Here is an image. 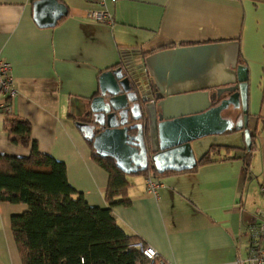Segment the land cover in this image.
I'll return each mask as SVG.
<instances>
[{"label": "crops", "instance_id": "crops-1", "mask_svg": "<svg viewBox=\"0 0 264 264\" xmlns=\"http://www.w3.org/2000/svg\"><path fill=\"white\" fill-rule=\"evenodd\" d=\"M59 2L66 16L55 27L41 29L32 20V0H0V58L10 64L17 91L8 102L0 96V104L30 123L39 151L65 165L68 183L90 206H104L107 174L93 163L76 122L68 118L69 98L86 102L98 93L100 73L120 64L132 49L148 53L239 39L254 145L247 169L237 158L154 177L163 183L157 196L146 193V176L128 174L136 175L127 180L130 204L111 212L126 234L155 250L165 264H232L245 256L248 232L257 213H264V0H119L108 4L111 25L88 18L97 9L95 0ZM0 155H29L9 140L2 117ZM19 205L0 204V216L6 213L10 222L25 211ZM0 264L14 263L0 255Z\"/></svg>", "mask_w": 264, "mask_h": 264}, {"label": "water", "instance_id": "water-1", "mask_svg": "<svg viewBox=\"0 0 264 264\" xmlns=\"http://www.w3.org/2000/svg\"><path fill=\"white\" fill-rule=\"evenodd\" d=\"M66 14L59 0L32 2V20L41 29L55 27ZM238 48L233 40L168 47L149 55L132 49L117 68L100 73L99 95L90 99V109L83 98L71 96L69 114L77 119L88 111L106 113L105 127L97 133L80 120L75 125L83 138L91 140L96 155L113 159L126 175L143 172L148 159L159 174L180 173L195 168L212 149L248 151L247 69L238 63ZM139 84L143 88L139 95L146 96L142 107L146 135L140 124L127 126L121 121L123 126L117 127L115 115L109 113V108L123 110L128 98L134 103L131 113L137 110L139 115L133 119H140L138 101L127 95L130 85L139 91ZM105 94L110 96L107 108L102 106ZM240 103L241 121L221 115L229 106L238 109Z\"/></svg>", "mask_w": 264, "mask_h": 264}, {"label": "trees", "instance_id": "trees-1", "mask_svg": "<svg viewBox=\"0 0 264 264\" xmlns=\"http://www.w3.org/2000/svg\"><path fill=\"white\" fill-rule=\"evenodd\" d=\"M63 19L62 17L57 24ZM235 40L239 42L238 38ZM238 62L246 66L240 56H238ZM117 66L119 64L109 70ZM89 101L90 99L86 100L87 103ZM141 116L145 118L143 108L140 112ZM0 117L3 121V130L9 140L29 150L27 157L0 155V204H23L26 207L22 214L12 215L9 222L20 263L146 264L148 260L134 247L135 244L141 243L140 239L126 234L111 212L115 206L127 207L130 204L127 194L130 184L126 174L117 168L114 160L96 155L91 140L84 138L93 163L107 174L103 195L104 206H90L68 183L65 165L39 151L36 142L31 139V126L26 119L1 108ZM68 118L74 123L77 121L71 115H68ZM144 127L142 120V128L146 135ZM129 132L133 134L135 130ZM253 150L251 134V146L248 151L240 153V157L230 155L233 150L212 149L195 168L181 173L195 171L198 166L208 163L237 158L243 161L247 169ZM220 151H224V154L211 158L213 154H219ZM233 152L237 153V151ZM173 174L177 172L157 173L152 163L147 164L143 172L137 173V175L152 177ZM141 244L144 246L143 243Z\"/></svg>", "mask_w": 264, "mask_h": 264}, {"label": "built area", "instance_id": "built-area-1", "mask_svg": "<svg viewBox=\"0 0 264 264\" xmlns=\"http://www.w3.org/2000/svg\"><path fill=\"white\" fill-rule=\"evenodd\" d=\"M119 0H95L97 9L88 12V18L94 22L111 25L113 15L108 10V4H115ZM17 91L14 87V79L11 74V66L0 58V96L6 102L14 99ZM0 108L7 111L8 106L0 104ZM145 191L149 195L157 196V190L163 187V183L151 176L144 179ZM264 191V188H262ZM257 222L249 230V241L245 256L238 255L232 264H264V213H257ZM148 260L146 264H165L157 252L152 248L144 247L141 243L134 245ZM82 262V260H81Z\"/></svg>", "mask_w": 264, "mask_h": 264}, {"label": "flooded vegetation", "instance_id": "flooded-vegetation-1", "mask_svg": "<svg viewBox=\"0 0 264 264\" xmlns=\"http://www.w3.org/2000/svg\"><path fill=\"white\" fill-rule=\"evenodd\" d=\"M163 49H166V48H163ZM162 49H156L154 51H151V52H148L146 53L145 55H149V54H152V53H155L157 51H161ZM140 86V90L138 91L136 88H134L132 85H130V90L127 91V95H129L130 98H136V101H138L139 105H140V110L142 109L143 105H144V102L143 100L145 101L146 99V96L145 95H139V93L143 90L141 84H139ZM125 87L127 89H129V85L125 84ZM120 94H123V92H120ZM99 93H96L94 94L90 99L98 96ZM104 98V103H103V107L104 108H107V102H108V99L110 98V96H108L107 94H105L103 96ZM141 99H142V102H141ZM246 102H247V94H246ZM134 103L131 102L130 100H128L127 98V102H126V105L124 107L123 110H117V111H113L111 108H109V113H113L115 115V118H116V125L117 127H122L123 125L120 124V122H125L127 126H130V125H133V124H140L142 125V120H143V124L146 125V122H147V119H146V116L145 118H143L142 116L140 117V119L138 120H134L133 117L136 116V117H139L138 115V112L137 110H135L134 112L131 113V107ZM89 108V105H90V102H88V104H86ZM119 105V103H118ZM247 108V106H246ZM90 109V108H89ZM145 114V113H144ZM221 115L224 117V118H232L235 120L238 121V120H242V107H241V103H240V106L238 109L236 110H233L231 106H229L228 109L224 110L221 112ZM102 116L104 118H102ZM105 116H106V113H102V112H99V113H93V112H87L85 113L82 117H77V120H80L84 123H86V125H88L89 127L92 128V131L94 133H96V131L100 130L101 128H104L105 127V123H106V119H105ZM135 134V132L133 133ZM145 137V135H144ZM147 137L144 138V140H146ZM145 142V141H144ZM148 157H150V154H149V151H148ZM150 163V160L148 159V164Z\"/></svg>", "mask_w": 264, "mask_h": 264}, {"label": "rangeland", "instance_id": "rangeland-1", "mask_svg": "<svg viewBox=\"0 0 264 264\" xmlns=\"http://www.w3.org/2000/svg\"><path fill=\"white\" fill-rule=\"evenodd\" d=\"M251 122V119L249 118V124ZM132 178H136V175H128L127 180H132ZM3 206H7L8 208H17L16 206L19 204H7V203H1ZM19 206L25 207V205L21 204ZM7 207H3V209L9 214L10 209ZM6 213H3L2 216H0V255H8L12 257V262L14 264H20L16 251L15 246L13 244V240L11 238V233L9 229V221L6 220ZM4 220V224H3Z\"/></svg>", "mask_w": 264, "mask_h": 264}]
</instances>
